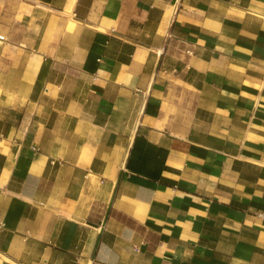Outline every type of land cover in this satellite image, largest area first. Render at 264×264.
Listing matches in <instances>:
<instances>
[{
  "label": "crops",
  "instance_id": "0c3cea01",
  "mask_svg": "<svg viewBox=\"0 0 264 264\" xmlns=\"http://www.w3.org/2000/svg\"><path fill=\"white\" fill-rule=\"evenodd\" d=\"M0 35V253L264 264V0H0Z\"/></svg>",
  "mask_w": 264,
  "mask_h": 264
},
{
  "label": "bare ground",
  "instance_id": "6f19581e",
  "mask_svg": "<svg viewBox=\"0 0 264 264\" xmlns=\"http://www.w3.org/2000/svg\"><path fill=\"white\" fill-rule=\"evenodd\" d=\"M3 261H7L9 263H12V264H17L13 261H11L7 256H5L4 254L0 253V263H2Z\"/></svg>",
  "mask_w": 264,
  "mask_h": 264
},
{
  "label": "built area",
  "instance_id": "2783aa9c",
  "mask_svg": "<svg viewBox=\"0 0 264 264\" xmlns=\"http://www.w3.org/2000/svg\"><path fill=\"white\" fill-rule=\"evenodd\" d=\"M0 41H1V42H5V41H6L5 36L0 35Z\"/></svg>",
  "mask_w": 264,
  "mask_h": 264
}]
</instances>
